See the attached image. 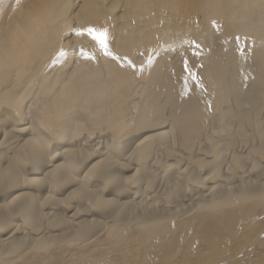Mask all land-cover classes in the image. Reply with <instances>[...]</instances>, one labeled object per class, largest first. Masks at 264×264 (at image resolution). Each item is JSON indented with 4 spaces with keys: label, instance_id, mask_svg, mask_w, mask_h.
I'll return each mask as SVG.
<instances>
[{
    "label": "bare ground",
    "instance_id": "obj_1",
    "mask_svg": "<svg viewBox=\"0 0 264 264\" xmlns=\"http://www.w3.org/2000/svg\"><path fill=\"white\" fill-rule=\"evenodd\" d=\"M99 2L107 7L70 10L68 27L107 24L114 51L135 70L106 59L100 68L74 62L73 49L95 45L68 32L0 88L18 101L0 108V163L11 161L17 175L16 186L0 192L17 209L0 211V264H246L258 247L264 262L260 10L244 25L206 13L204 0H144L128 12L114 9L123 0ZM32 3L22 0L14 19ZM0 18L3 28L2 8ZM108 84L119 87L81 95L85 85ZM44 109L65 115L46 134L48 154L37 167L17 153L38 139ZM97 157L105 177L98 191L91 200L70 198L71 184L97 180L88 175ZM52 172L62 177L57 186L44 179Z\"/></svg>",
    "mask_w": 264,
    "mask_h": 264
},
{
    "label": "snow or ice",
    "instance_id": "obj_2",
    "mask_svg": "<svg viewBox=\"0 0 264 264\" xmlns=\"http://www.w3.org/2000/svg\"><path fill=\"white\" fill-rule=\"evenodd\" d=\"M21 4L22 0L0 2V8L7 15V24L0 28V88H7L13 74L18 76L21 66H27L38 58L48 42L57 38L62 40L68 32H72L80 38H90L95 45L91 49H86L82 45L78 49H73L72 54L76 57L74 62L91 63L100 68L101 59H106L117 63L120 67L136 69V65L130 58L121 57L114 51L111 46L114 38L107 24L99 26L88 23L76 25L74 21L73 26L68 27L70 10L74 12L78 9L77 15L79 16L87 15L92 9L98 10L101 7H107L102 5L99 0H78L74 5L70 0H34V3L20 19H14ZM144 6H146L144 0H123L122 3L114 5V9L119 8L128 12L137 11ZM202 8L206 13L226 16L232 20H238L240 24L244 25L253 22L255 11L259 9L260 22L264 25V0H204ZM9 10H11V14H8ZM107 19L111 20L112 16L109 14ZM0 23H2V18H0ZM211 23L217 31L222 30L223 25L216 19H212ZM237 39L239 38L237 37ZM68 54V51L63 48L59 50V57L66 58ZM148 63L149 65L152 63L151 57H149ZM95 76L102 77L103 73H96L93 78ZM118 87V84H108L103 89H89L85 85L81 95L87 97L108 95L110 92L116 91ZM81 95H77L72 103H79ZM86 102L87 100H85ZM17 104L18 101L13 100L7 93L0 95V108H15ZM64 115V111L61 109L41 110L37 119L39 129L42 131L37 133L38 139L28 140L20 145L17 159L32 156L35 165L41 167L48 154L46 134L58 131ZM89 163L91 167L88 168V175L95 176L97 180L90 183L88 179H85L71 184L70 187L74 190L71 192L70 198L82 201L91 200L94 193L98 191L94 185L105 178L104 160L97 157ZM77 175H81V173H77ZM16 179L15 165L7 160L0 163V192L9 193V190L16 186ZM44 179L53 186H57L62 181V177L55 172L45 176ZM9 198L10 194L0 197L2 200L0 211L11 216L16 214L17 209L16 200L8 203Z\"/></svg>",
    "mask_w": 264,
    "mask_h": 264
},
{
    "label": "rangeland",
    "instance_id": "obj_3",
    "mask_svg": "<svg viewBox=\"0 0 264 264\" xmlns=\"http://www.w3.org/2000/svg\"><path fill=\"white\" fill-rule=\"evenodd\" d=\"M264 234V232L262 233ZM261 250L262 248L258 249H254L255 253L253 254V259L252 260H248L246 264H264V262H262V256H261Z\"/></svg>",
    "mask_w": 264,
    "mask_h": 264
}]
</instances>
